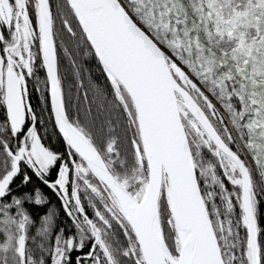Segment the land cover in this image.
I'll list each match as a JSON object with an SVG mask.
<instances>
[{
	"label": "snow or ice",
	"instance_id": "obj_1",
	"mask_svg": "<svg viewBox=\"0 0 264 264\" xmlns=\"http://www.w3.org/2000/svg\"><path fill=\"white\" fill-rule=\"evenodd\" d=\"M0 264H264V0H0Z\"/></svg>",
	"mask_w": 264,
	"mask_h": 264
}]
</instances>
